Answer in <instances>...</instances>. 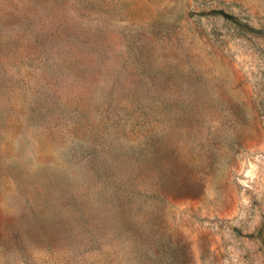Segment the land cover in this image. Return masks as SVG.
<instances>
[{
    "label": "rangeland",
    "instance_id": "rangeland-1",
    "mask_svg": "<svg viewBox=\"0 0 264 264\" xmlns=\"http://www.w3.org/2000/svg\"><path fill=\"white\" fill-rule=\"evenodd\" d=\"M0 264H264V0H0Z\"/></svg>",
    "mask_w": 264,
    "mask_h": 264
}]
</instances>
